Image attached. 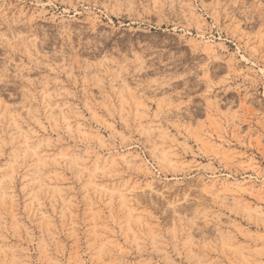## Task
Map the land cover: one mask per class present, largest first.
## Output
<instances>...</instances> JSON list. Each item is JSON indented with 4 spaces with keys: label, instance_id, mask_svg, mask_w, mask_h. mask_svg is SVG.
I'll list each match as a JSON object with an SVG mask.
<instances>
[{
    "label": "rangeland",
    "instance_id": "1",
    "mask_svg": "<svg viewBox=\"0 0 264 264\" xmlns=\"http://www.w3.org/2000/svg\"><path fill=\"white\" fill-rule=\"evenodd\" d=\"M0 264H264V0H0Z\"/></svg>",
    "mask_w": 264,
    "mask_h": 264
}]
</instances>
